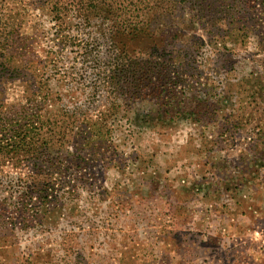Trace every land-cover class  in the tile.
I'll return each mask as SVG.
<instances>
[{
    "label": "rangeland",
    "instance_id": "obj_1",
    "mask_svg": "<svg viewBox=\"0 0 264 264\" xmlns=\"http://www.w3.org/2000/svg\"><path fill=\"white\" fill-rule=\"evenodd\" d=\"M76 1L0 0V139L20 106L53 135L0 157V264L164 263L135 254L143 235L182 263L246 262L264 248V0Z\"/></svg>",
    "mask_w": 264,
    "mask_h": 264
},
{
    "label": "trees",
    "instance_id": "obj_2",
    "mask_svg": "<svg viewBox=\"0 0 264 264\" xmlns=\"http://www.w3.org/2000/svg\"><path fill=\"white\" fill-rule=\"evenodd\" d=\"M84 2H88L90 5L92 0H84ZM79 4L82 5V8H85L82 0H77L76 5L79 7ZM145 34V33H144ZM137 35H143L142 32H139ZM7 63L0 62V68L5 69ZM14 66V65H13ZM12 65L8 63V68H14ZM17 67V66H16ZM18 68V67H17ZM116 77H114V80ZM1 80V79H0ZM3 81V80H1ZM0 81V82H1ZM22 110H20V119L16 124H9L5 131V135L2 139H0V157H15L21 153H30L35 158H38L39 153H44L49 149L50 138L53 137L51 133H48V130H45L44 133H41V129L46 126V122L50 121L48 118L44 121H38L36 124L33 123V120L37 121V119H30L26 115V109L20 106ZM5 122L0 119V125L4 126ZM50 132V131H49ZM34 190L28 189L24 193H20L18 198L24 202L25 198L31 199L32 197H36L37 199L41 197L40 193H43V188L41 186H34ZM27 202V200H26Z\"/></svg>",
    "mask_w": 264,
    "mask_h": 264
},
{
    "label": "crops",
    "instance_id": "obj_3",
    "mask_svg": "<svg viewBox=\"0 0 264 264\" xmlns=\"http://www.w3.org/2000/svg\"><path fill=\"white\" fill-rule=\"evenodd\" d=\"M148 237L146 236H142L139 239H136L135 245H137L136 248H134V252L135 254H139L140 256L141 253H145L146 251H149L150 254L153 253V257H160L162 254H164L166 256V261L164 260V263L162 264H219L218 261L213 257V253L212 251H207L206 254H202L199 256V254L196 256H194V261H190V263H182L181 261V256H185L187 253H185L182 250H179V252L174 253V250L171 248L170 245H167L163 247H158V248H153L151 246H154L153 244H150L148 247H145V243ZM214 237H212V235L209 236V239H213ZM170 239V237L168 238ZM135 247V246H134ZM147 249V250H146ZM245 250H247L248 252H246ZM243 254L245 256H249L251 258L248 257V259H246L247 261L242 263V264H264V248L263 250H254V249H245ZM185 251H188L187 249H185ZM246 252V253H245ZM132 253V252H131ZM149 254V255H150ZM167 255H169V259L167 260ZM173 255H179L180 256V260H175L172 259L171 256ZM257 255V256H256ZM138 256V255H137ZM177 257V256H176ZM141 264V263H139ZM222 264H230L229 260H225L223 261ZM232 264H235L234 261L232 262Z\"/></svg>",
    "mask_w": 264,
    "mask_h": 264
},
{
    "label": "built area",
    "instance_id": "obj_4",
    "mask_svg": "<svg viewBox=\"0 0 264 264\" xmlns=\"http://www.w3.org/2000/svg\"><path fill=\"white\" fill-rule=\"evenodd\" d=\"M262 234H264V230H260V236H262ZM255 235L258 236V232L255 231Z\"/></svg>",
    "mask_w": 264,
    "mask_h": 264
}]
</instances>
